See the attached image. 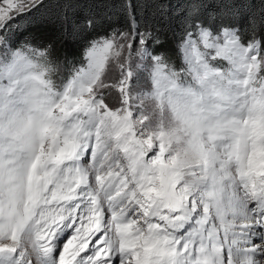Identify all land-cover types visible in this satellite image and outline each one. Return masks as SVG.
Here are the masks:
<instances>
[{
	"label": "snow or ice",
	"instance_id": "6c2138e0",
	"mask_svg": "<svg viewBox=\"0 0 264 264\" xmlns=\"http://www.w3.org/2000/svg\"><path fill=\"white\" fill-rule=\"evenodd\" d=\"M203 7L176 33L182 63L127 4L65 69L11 37L72 5L0 0V264H264V39Z\"/></svg>",
	"mask_w": 264,
	"mask_h": 264
},
{
	"label": "trees",
	"instance_id": "16d2710c",
	"mask_svg": "<svg viewBox=\"0 0 264 264\" xmlns=\"http://www.w3.org/2000/svg\"><path fill=\"white\" fill-rule=\"evenodd\" d=\"M49 2V0H46ZM52 3L70 4L72 8L66 12L70 20H62L57 15H49L44 18H33L26 23L22 31L11 37V46L18 48L23 44L39 47L51 43L54 57L64 64L65 69L72 65H79L83 61V52L87 42L94 37L105 35L113 27H125V13L122 11L125 5L131 4V10L137 19L143 17V22L150 25L149 30L155 31V35L161 40L159 45L153 47L154 52H163L173 62L182 63V57L177 52L178 38L176 33L180 31V23L187 15L188 7L193 0H51ZM205 5L199 13V20L205 25L215 28L224 24L239 28L242 33L250 27V19H254L258 25L257 38L264 39V24H260L261 4L264 0H230L238 15L234 18L222 20L217 15L215 18L209 13L219 12L221 0H199ZM159 5H166V11L161 12ZM176 9H183L178 15H173ZM88 19H95L98 23L88 31H77L73 36V26L80 25ZM158 29V30H157ZM251 33H246L242 39L247 41ZM67 71L65 75H67Z\"/></svg>",
	"mask_w": 264,
	"mask_h": 264
}]
</instances>
